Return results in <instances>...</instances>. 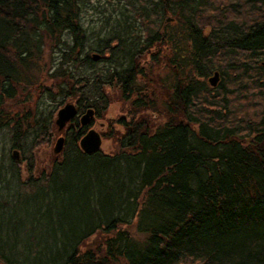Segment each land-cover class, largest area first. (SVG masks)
I'll return each mask as SVG.
<instances>
[{
  "label": "trees",
  "instance_id": "16d2710c",
  "mask_svg": "<svg viewBox=\"0 0 264 264\" xmlns=\"http://www.w3.org/2000/svg\"><path fill=\"white\" fill-rule=\"evenodd\" d=\"M125 5L109 17L113 33L89 47L83 0H0V131H11L12 147L24 149L29 137L32 149L43 144L69 98L102 118L113 100L108 87L131 114L106 135L113 153L83 152L89 127L76 116L50 171L24 181L48 186L41 205L52 208L55 195L58 219L71 211L66 200L77 201L83 228L59 226V244L32 242L18 264H264V0ZM164 45L167 54L153 49ZM93 51L109 68L84 71L99 61ZM148 57L165 60L162 80ZM215 70L221 80L212 87ZM34 92L58 102L50 116L32 105ZM8 254L0 257L14 264L18 256Z\"/></svg>",
  "mask_w": 264,
  "mask_h": 264
},
{
  "label": "rangeland",
  "instance_id": "374dc122",
  "mask_svg": "<svg viewBox=\"0 0 264 264\" xmlns=\"http://www.w3.org/2000/svg\"><path fill=\"white\" fill-rule=\"evenodd\" d=\"M85 2L86 6L83 8L82 23L84 27L89 30L88 33L91 35V39L88 42L89 47H91V45L96 47L103 43L104 37L113 33L114 22H110L109 17L112 16V18L115 19L116 14H118L117 12L121 11V8L127 7L125 4L128 3L129 0H83V3ZM212 14H214V11ZM168 16L173 18L170 14ZM174 20L175 19L173 18L172 20L167 21V32H171L172 29L176 28V21ZM135 24L138 25L137 22H135ZM98 31H100L99 36ZM66 39H69L68 36ZM153 49L155 51L158 50L163 54H167L168 52L167 45L161 46V48L156 46ZM58 56L59 53L56 52L55 60ZM47 63L50 65L49 59L47 60ZM147 64L149 70L150 67L153 66V71L156 72L158 79L161 80L162 77L168 75L170 71V69L164 65L165 60L161 64H156L152 60H149L148 57ZM107 68H109L107 62L99 60L94 68H85L84 71H104ZM149 70H147L148 73ZM172 79L173 76L170 74L167 83H170ZM137 82L139 85H143V79H139ZM152 89H150L149 86L144 88L142 96L149 100V95L154 93ZM39 91H41V89H39ZM107 91L110 92L113 100L104 116L102 118L95 117L88 127H93L102 134V151L113 153L116 151V142L112 137L108 138L106 135L113 130L111 129L112 124L116 126L117 129H122L118 120L122 117L127 119L131 117L129 112L130 103L122 98L120 92H118L116 88L108 87ZM70 100L74 102L77 101V99L74 98H69L67 101ZM67 101H65L61 107ZM36 102L39 103V111L42 110L44 115L47 116H50L52 109L58 104V102H53L45 97L39 101L38 92H34L32 96V105L36 106ZM11 107L13 108L14 106ZM16 111L17 110L14 109V112ZM149 112L153 115V112ZM54 119H56V115ZM162 119L163 118L159 117L157 118V121L159 122ZM51 133L52 135L46 138V141L43 142V144L34 149H32V137H29L25 148H19L20 164H18L11 156L14 148L12 147L11 131L9 129H3L0 131V254L7 257H9L8 253H11L14 257L18 256L17 258L19 261L16 260L14 264L23 263L22 261H24V259L22 257L26 256L25 250L32 245V242L34 243L36 241L44 247L46 246L47 241L43 238H46L51 245L59 244L64 236V233L59 226L66 225L68 226V230H79L83 228V206L79 205L77 201L72 200L67 202L68 200H66L71 211L68 213L65 212V219H58V213L62 208L59 207L61 202L58 201L57 198L55 199V195L53 196L52 208L48 206L47 208L49 209L46 208L47 210L43 211L45 206L41 205L43 199L46 200V203L49 202L48 200L51 192L48 191V186L44 185L43 181L38 182L37 185L34 186L24 183V181L31 175L34 177H40L42 172L50 171L53 165V160L56 158V152L54 151L56 140L58 137L65 134V129L63 131L56 129ZM31 157L33 160H31ZM32 161L34 162V168L33 170H30ZM68 174L69 176H72L73 171L70 169ZM61 185L63 188L65 187L68 191L72 192L69 179L64 180ZM43 192L47 194L46 197L41 196ZM37 193H40V195L38 196ZM64 200L65 199L62 198L63 205ZM39 207L41 210H39ZM41 212L44 213L42 214ZM129 229H132L135 233V230L132 227H129ZM29 234H33V237H31L32 239L29 238ZM52 238H55L57 243L53 242ZM90 243L91 240H88L87 244ZM84 248H86V246ZM6 261L5 258L3 259L0 257V264H7Z\"/></svg>",
  "mask_w": 264,
  "mask_h": 264
},
{
  "label": "water",
  "instance_id": "95a60500",
  "mask_svg": "<svg viewBox=\"0 0 264 264\" xmlns=\"http://www.w3.org/2000/svg\"><path fill=\"white\" fill-rule=\"evenodd\" d=\"M94 59H99L100 54L94 53ZM220 80V72L217 70L212 76L209 77V81L213 86H216ZM77 113V107L74 103L68 102L58 111V116L56 123L59 126V130L63 129L68 121H70ZM95 110L93 108H88L87 111L81 116L82 124H90L94 117ZM65 142V137L60 136L56 142L55 152L60 153L63 149ZM103 143L102 135L99 131L94 128L89 129V131L81 138L80 145L81 148L87 153L96 152L101 148ZM13 157L15 159L20 158L19 150L15 149L13 151Z\"/></svg>",
  "mask_w": 264,
  "mask_h": 264
}]
</instances>
